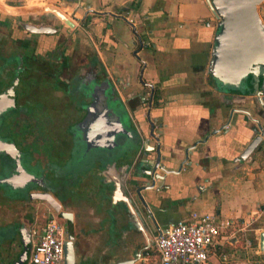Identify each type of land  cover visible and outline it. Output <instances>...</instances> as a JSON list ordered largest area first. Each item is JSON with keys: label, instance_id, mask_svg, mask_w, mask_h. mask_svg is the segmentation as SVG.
<instances>
[{"label": "crops", "instance_id": "crops-1", "mask_svg": "<svg viewBox=\"0 0 264 264\" xmlns=\"http://www.w3.org/2000/svg\"><path fill=\"white\" fill-rule=\"evenodd\" d=\"M38 1L61 8L67 21L60 22L92 40L94 48L90 49L100 64L96 71L99 68V73L113 82L142 138L149 128L148 111L166 165L177 169L184 148L190 147L176 172L155 181L158 190L141 191L159 227L193 209L244 222L253 217L249 223H257L252 230L258 244V234L264 230V139L247 158H237L251 137V128L242 113L229 110L239 106L250 109L253 88L244 91L248 88L246 78L237 88L223 87L205 72L216 23L206 1L0 0V26L15 20L13 11L21 10L17 6ZM26 8L39 10L41 6ZM84 22L85 28L79 27ZM70 34L74 38V33ZM47 36L31 34L30 38L44 47ZM148 87L155 88L156 96L144 107L141 96ZM147 142L146 147L154 139L149 137ZM140 146L137 152L141 158L142 142ZM100 174L96 200H104L115 210L116 204L109 200L113 182ZM126 216L134 229L126 227L130 242L136 230ZM206 264H244V260L226 245L211 254Z\"/></svg>", "mask_w": 264, "mask_h": 264}, {"label": "flooded vegetation", "instance_id": "flooded-vegetation-1", "mask_svg": "<svg viewBox=\"0 0 264 264\" xmlns=\"http://www.w3.org/2000/svg\"><path fill=\"white\" fill-rule=\"evenodd\" d=\"M30 37L0 36V264H13L23 249L22 258H27L33 234L42 223L40 217L47 214L62 227L61 264H78L89 253L90 264H98L96 243L88 239L100 233L115 237L113 227L118 220L110 218L100 225L101 218L96 219L99 175L96 161L90 165L85 158V150H96V146L85 145L86 124L80 122L96 111V100L90 106L96 84L92 81L87 91L83 87L86 78L96 80V58L85 51L81 67L74 72L62 34L48 35L44 47ZM144 91L141 102L149 107ZM115 140L117 149L122 144L128 148L125 136L119 134ZM63 189L71 195L59 194ZM9 205L12 212L4 210ZM120 225L115 241L125 244L127 226ZM158 228L156 221L151 224L148 241ZM149 247L152 243L142 249Z\"/></svg>", "mask_w": 264, "mask_h": 264}, {"label": "water", "instance_id": "water-1", "mask_svg": "<svg viewBox=\"0 0 264 264\" xmlns=\"http://www.w3.org/2000/svg\"><path fill=\"white\" fill-rule=\"evenodd\" d=\"M205 1L216 19L205 72L220 86L227 88L241 86L246 76L250 74V84L254 95L251 108L239 106L229 110L230 113L232 110H238L250 123L251 137L244 144L237 157L238 159H245L264 139V23L257 11V4L262 0ZM14 14L18 26L30 35L55 33L60 27H56L52 19L48 20L50 17L67 21L56 10L17 11ZM97 65L100 68V64L96 62V67ZM99 68L96 71V80L95 78L93 80L86 78L83 83L86 91L92 81L96 84L95 93H91L90 96V106L96 100V111H93L92 115L86 114L80 121L82 124H86L83 134L85 145L96 146V150H85L86 162L91 165L92 162L96 161V165L99 164V168L96 167V175L104 173V178L106 175L109 176L108 179L113 182L109 200L118 205L116 207L122 212V215H119L121 217H123V213L128 215L135 230L141 231L147 238L149 224H153L155 218L141 191L155 192L158 190L159 185L155 184V181L162 180L165 173L176 172L182 162L186 160L190 147L184 148V155L177 169L169 166V164L166 165L162 160L164 154L159 148L158 137L153 132V121L150 120L148 111L145 113V118L149 123V128L146 137L142 138L128 115L124 101L117 93L113 82L107 76H103L101 72L99 73ZM235 75L236 81H230L229 78ZM121 107L129 119H122V114L117 109ZM119 134L122 138L124 136L127 138L128 148L122 144L120 146L123 148L117 149L119 145L115 139ZM149 137L154 139V143L146 147L145 144H148ZM141 142V158H136ZM109 146L116 147L109 149ZM85 148L88 149L89 147ZM126 173L129 175L128 177L125 176ZM129 179L134 183L133 192L126 186V180ZM100 180L103 181L104 179ZM133 193L138 197L139 205L135 203ZM143 247L134 250V254L127 258L104 264L139 263L141 256L145 254ZM258 248L264 250V230L258 234ZM147 250L150 251L149 248ZM23 252L24 249L18 254V258L13 264L25 262L22 258Z\"/></svg>", "mask_w": 264, "mask_h": 264}, {"label": "built area", "instance_id": "built-area-1", "mask_svg": "<svg viewBox=\"0 0 264 264\" xmlns=\"http://www.w3.org/2000/svg\"><path fill=\"white\" fill-rule=\"evenodd\" d=\"M129 21H132L129 19ZM147 106L152 103L151 89H145ZM220 217L214 211L190 210L184 217L159 227L152 237V252L141 256L140 264H206L211 254L226 245L243 256L244 264H264V250L246 234L249 221ZM63 231L51 214L44 216L34 232L23 264H61ZM255 238V236H253ZM256 239V238H255Z\"/></svg>", "mask_w": 264, "mask_h": 264}, {"label": "rangeland", "instance_id": "rangeland-1", "mask_svg": "<svg viewBox=\"0 0 264 264\" xmlns=\"http://www.w3.org/2000/svg\"><path fill=\"white\" fill-rule=\"evenodd\" d=\"M257 11H258V14L260 16L261 21L264 23V0H262L260 3L257 4ZM51 19L53 20L52 21L53 24L56 27H60V28L55 33H53V35L50 34L49 36L55 37L56 35L58 36V35L62 34V36L64 37V43H66L65 46H67V53L70 57L71 66L73 67L75 65L73 68V71L75 72V70H77V67L78 68L81 67L80 62L82 61V59L86 53L85 51H88L87 52L88 54L90 51L94 53V51H92L90 49V47L94 48L93 42L87 36H84L81 33H79V34L75 33L74 32L75 29H69L68 26H66V24L63 25L62 20H61L62 22H60V20L56 19L55 17L54 18L50 17V19H48V20H51ZM79 27L85 28V22L83 25H80ZM71 32L74 33V38L72 37V34H70ZM0 36H1V38L4 37V38L9 39L10 37L11 38L28 37L29 34L26 31L22 30L18 26V24L16 23V20H14L12 22V24L10 25V27L8 25L3 26V27L0 26ZM90 37H92V36L90 35ZM92 39H94V38H92ZM94 41H95V39H94ZM12 49H13V47H12ZM70 76H71L70 79H72V75H70ZM117 109L122 114L123 120L126 118L129 119L126 112H124V110H121L122 107L117 108ZM133 185H134V183H132V181L130 179L127 180L126 186L128 188H130L132 192L134 190ZM59 192H60L59 194H62V195L67 194L66 197L68 195H71L69 192H67L65 194L66 191L64 189H63V191L59 190ZM133 196H134L135 203L139 205L140 203H139L138 197L136 195H134V193H133ZM83 197H86V196H83ZM103 201H100L98 199V200H96V205H95V207L98 209L97 210V217L99 216L101 218L99 224L100 225H103V224L106 225V223H107L106 221H109L110 218H116V220H118L117 223H114L116 228L115 227H113V228H114V230L118 231L120 229V226H121L120 224H122V222L125 224L127 223V221L125 220L127 218V216L125 215L126 218H125V216H123V218H122L119 215V214L122 215V212H121V210H119L116 207L118 205L115 206V210H111V209H109V204L105 203V201L104 202ZM91 205L94 206V203H92ZM4 210L8 211V212H12L13 209H11V207L9 205V206H5ZM123 211H125V209H123ZM40 218H41L40 220L42 222L44 217H40ZM86 218H87V215H86ZM128 219H130V217ZM87 220L89 222H92V220L90 218H87ZM101 220L104 222H102ZM147 221H148V219H147ZM101 222H102V224H101ZM97 224L98 223L96 222V226H97ZM126 226H127L128 231H129V229L134 230L128 223L126 224ZM149 227H151V224H149ZM115 232H113V233H115ZM133 234H134V235H132L133 238L131 237L130 242L127 241V242H125V244H123L121 241L120 242L115 241V237L117 239L119 238V236H117V235L115 236V234H113V236H115V237H111L110 239L108 237L105 238V234H102V233H100V236L99 235L97 236L96 234L91 235L90 236L91 240H90V238L88 240L93 242V243H96V262L98 264H100V263L105 262L107 260L119 259L122 257L131 256L132 254H134V252H135L134 249L137 248L138 245L143 244L144 246H146V245H148V244L150 245V243H152V240L148 241V239L145 238L144 234L141 231L140 232L136 231ZM148 235L150 236L149 230H148ZM136 244H138V245L136 246ZM151 248L149 247L150 251L152 250ZM91 255L92 254L89 253V255L87 257H82L80 262L78 260V262H79L78 264H90L89 261L91 260V258H90ZM149 255H151V254L149 253Z\"/></svg>", "mask_w": 264, "mask_h": 264}, {"label": "trees", "instance_id": "trees-1", "mask_svg": "<svg viewBox=\"0 0 264 264\" xmlns=\"http://www.w3.org/2000/svg\"><path fill=\"white\" fill-rule=\"evenodd\" d=\"M246 82H247V86H248V88L247 89H245L244 91H250L251 90V84H250V74H248L247 76H246ZM151 89V95H152V101H153V98L155 99V96H156V91H155V88H150ZM155 103V102H154ZM257 226V223L256 222H250L249 223V225L247 226V230H246V234L250 237V238H252V242L254 243V245L256 244V239L255 238H253V228L254 227H256ZM144 253L145 254H149V253H151V251H149V250H147V249H145L144 250ZM260 258H261V260L264 262V254H262L261 256H260Z\"/></svg>", "mask_w": 264, "mask_h": 264}, {"label": "bare ground", "instance_id": "bare-ground-1", "mask_svg": "<svg viewBox=\"0 0 264 264\" xmlns=\"http://www.w3.org/2000/svg\"><path fill=\"white\" fill-rule=\"evenodd\" d=\"M36 5H39V6H41V9H39L40 11H42V9H45V10H56L57 11V13H59V15L62 17L63 16V18H67L66 17V15H65V13L61 10V9H59L58 7H56V6H53L52 4H49V3H45V2H42V1H38V2H36V3H33V2H29L28 4H26L25 6H17V7H20L21 8V10L19 11V12H21V11H28V10H31V9H27L26 7H32V6H36ZM13 12H17V11H13ZM229 80L230 81H236V75L234 76V77H232V78H229Z\"/></svg>", "mask_w": 264, "mask_h": 264}]
</instances>
